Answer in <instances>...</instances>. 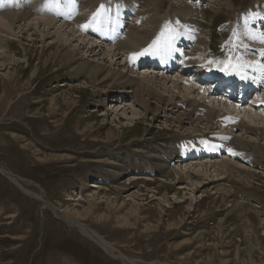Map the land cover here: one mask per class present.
<instances>
[{"label": "rangeland", "instance_id": "1", "mask_svg": "<svg viewBox=\"0 0 264 264\" xmlns=\"http://www.w3.org/2000/svg\"><path fill=\"white\" fill-rule=\"evenodd\" d=\"M32 1H27L26 7H32ZM86 1L75 0L78 16ZM102 1L104 10L99 3L94 13L100 11V16L110 15L113 23L120 20L124 25L119 29L117 42L135 35L137 30L149 29L151 25L145 21L155 17L168 25L162 28L163 33L174 29L172 33L177 38L189 31L205 44L201 46L186 39L176 41L174 46L185 59L177 55L182 65L166 73L169 69L164 67L171 59L168 55L160 58L164 64L159 63L158 68L151 66L154 54L139 56L150 61L148 66L136 71L128 65L122 66L121 55L128 59L132 52L124 51L118 57L121 59L114 62L103 57L107 44L113 43L108 32L115 27L113 23L105 24L109 30L100 26L101 30L96 29L94 34V13L83 23L87 28L78 26L85 36L83 40L79 34L61 29L60 18L56 20L50 12L45 20L51 19L56 24L47 27L43 22H34L37 14L31 7L32 20L25 26L17 23L12 30L0 34L3 40L0 44V168L31 183L30 189L45 199L42 202L24 194L0 173V264H129L108 256L79 230L57 218L51 208L79 219L137 264H264V157L252 145L242 158L221 153L216 158L205 157L212 162L196 157L192 162L179 163V156H169L174 151L172 142L178 137L195 136L209 144L205 136L227 134L224 127L209 130L206 125H200L194 132L187 124L181 128L171 121L155 120V108H159L156 102L153 101V111L145 112L135 99L109 92L106 87L109 81L104 79L111 70L139 78L156 75L160 85L157 90L165 98L174 96L178 98L177 104L188 98L207 106L211 97L205 92V85L187 80L181 73L182 66H189L195 72L207 69L211 73L214 65L208 61L231 57L238 65L231 74L254 88L253 94L246 98L247 109H240L241 104L222 102L208 107L264 129V117L262 120L251 110L254 103L256 108L261 105L263 109L264 85H256L257 74L252 71H247L252 77L244 75L246 71L240 65V59L264 64L261 55L264 48L258 47V41L252 44H259L257 47L246 44L249 40L243 39L239 32L247 23L256 34L264 29V22H260L264 17V0H158L155 5L153 0H137V5H131L136 9L132 11L134 14L127 8L119 13L116 9L108 10L110 0ZM192 4L200 17L194 18L191 32L189 24L186 26L174 17L178 16L180 7H193ZM10 8L0 7V16L20 11L18 7ZM116 15L122 17L117 19ZM141 18L144 21L137 24L135 21ZM94 41L102 45H94ZM145 46L133 53L149 45ZM62 49L72 51L76 64L88 61L102 66L104 85L97 88L88 76L75 73L62 62L59 56ZM190 83L194 84L195 94L185 89L191 87ZM114 96L116 100H112ZM188 109L186 106L183 111ZM163 115L160 113V117ZM253 138L247 135L246 140L254 143ZM228 157L249 176L244 179L232 176L219 182L178 176L179 172L183 173L184 165L198 166L204 162L209 166L207 162H211V167L215 164L218 169L217 164L229 161ZM102 159L104 163H116L114 167L118 166L119 170L96 166ZM166 160L170 165L162 171L160 166ZM105 170L120 177L100 179ZM138 174L150 175L152 180L145 177L139 180ZM93 183L101 187L91 188Z\"/></svg>", "mask_w": 264, "mask_h": 264}, {"label": "bare ground", "instance_id": "2", "mask_svg": "<svg viewBox=\"0 0 264 264\" xmlns=\"http://www.w3.org/2000/svg\"><path fill=\"white\" fill-rule=\"evenodd\" d=\"M7 1H9V0H0V7H3L4 5H6L7 8L8 7H12V8L18 7L20 9V11L17 10L16 12H10L9 14H4V15L0 16V34L5 33L6 30H12L13 27L17 23L21 22L25 26L30 20H32V19H30L32 17V15H31L32 13L30 14V8H29L31 6L26 7V2L29 0H13L14 5H13V2L11 0L10 1L12 3H8ZM98 1L99 0H87L83 6V9L81 10L82 11L81 15L79 14V16L75 12L78 10L77 8L79 6H77L75 3L74 4L67 3V0H60V3H61V7L59 9L60 14H57L56 10H49V8L46 7L48 0H33L32 3H30V5H32L31 11L34 10L35 13L37 14V17H35L33 19L34 22H37L39 24H40V22H43L45 26L49 27V25H51L54 22L53 20L49 21L51 19H49L47 21L45 20V19H47L46 18L47 14L50 12V14H52V15L54 14L56 20L58 18H60L61 21L59 19L58 20L61 23V25H60L61 29H63V28L69 29V30H71L72 35L79 34V38L81 40H83V38H85V36L82 33H80L81 30H79L78 26L81 27L82 25H84L83 23L85 21L86 22L89 21L88 19L90 18V16L94 13V11L96 12V9H95L96 6L99 3H100V5L103 3L102 0L99 2ZM136 1L137 0H110L107 3L109 6L107 8H108V10L109 9H111V10L116 9V13H119L120 11H122L126 8H127V10L134 12V11H136V9H134V5L133 6H131V5H132V3L133 4L136 3V5H137ZM157 1L158 0H153L154 3L152 2L153 3L152 5H155V3ZM194 5L195 4H192L193 7H187L186 5L180 7L178 9V12H177L178 16L174 17L175 19L179 18L180 21L183 22L186 26H188V24H189L190 25L189 28H191V30H190L191 32L195 26L193 24V22H194L193 20H195L194 18L200 17L199 16L200 12L198 10H196ZM130 6H131V8H128ZM12 8H10V9H12ZM138 15H139V13H138ZM34 16L35 15H33V17ZM116 17H117V19L118 18L120 19V17H122V16L116 15ZM186 18H188V19H186ZM111 20H112V17L110 15H107V16H100L99 15L98 17H96V19L94 21V23L96 22L95 23L96 25H95V30L93 31V33L96 34V32H97L96 29H100V26H101V28L105 27L109 30L110 28H108L106 25L112 24L113 22ZM142 21H144V18L136 20L135 22H137V24H138ZM145 22H146V24H150L152 29L150 27L149 29L143 30L141 32L138 30L136 32L134 31L135 35L126 36L125 39H123L122 41H118V42H117V39H118L119 32H120L119 29L124 25L122 22L120 23V20L117 23H113L115 28L113 29V31L109 30L110 32H108L109 35H111V38H113V43L107 44L108 45L107 49H106L107 51L103 52L102 56L103 57H105V56L110 57L113 62H114V59H116V58H117V60H120L121 57L120 58H118V57L124 51L126 54L128 52L133 53L134 51L139 50V48H141L142 46L146 47L145 46L146 44H148V45L152 44V42L154 40H156L157 36H158V34L156 33V30H159L158 32H160L159 34L161 35V32L164 31L163 29L165 28V26H168V25L164 24L163 20H160V18H155V17H152V19L150 17L148 19V21H145ZM260 22H262V23L264 22V17L261 19ZM118 23H119V25L117 27L116 24H118ZM263 25H264V23H263ZM258 26H260V25H258ZM261 27L262 26H260V28ZM173 30L174 29H172V31L170 33V35L174 37V39L171 42L172 43L171 50L170 51L160 50L159 52L154 54V56L152 57L151 61H153V62L152 63L150 62L151 66L154 64L155 68H158L159 63L164 64V62H162L160 60V58L163 55H168L169 57H171V59H169V62H168L169 65L167 67H164L165 69H169L166 73L172 72V70H171L172 68L174 70V69H177L180 65H182V62L179 61L178 58L179 57L182 58L184 55L182 56V54L174 46L176 44L175 43L176 41H181L182 39H186L189 41L193 40L194 42L197 41L201 44V46L205 44L204 43L205 41L196 38L189 31L188 32L184 31L182 34L178 35L177 38H175V36H174L175 34L172 33ZM255 31L256 30L252 29L251 25L249 23H247V24L241 26V30L239 32H240V36L243 39L245 38L246 40H249V41H247L246 44L251 45V47H253V46L257 47L259 44H255V45H252V44L254 43V41H258L260 43V46H258V47L264 48V38H263L264 37L263 36L264 29L263 30L260 29L259 30L260 32L259 33L257 32V34ZM168 34H169V32H168ZM168 34H166V35H168ZM1 41H3V40L0 37V44H2ZM66 43H68V41H66ZM93 43H94V45H97V44L102 45V42L99 43V41H94ZM91 46H93V45H91ZM91 50H93V49H91ZM173 55H174V57H173ZM177 55L179 57H177ZM59 56L61 57L62 62L68 64L69 66H71L73 68L72 70L75 73H77L79 75L88 76L89 79L93 83H96L95 85L97 88L98 87L100 88L102 85H104V83L101 82L103 79L102 76L105 73L104 68L102 66H94V65L88 63V61L76 64V60L73 61V57H75V55L69 49H67V50L62 49L61 51L59 50ZM121 56H123V58H124L122 60L124 62L122 65L123 68H126V66L128 65L132 69H135V71H136V68H139V67L141 68L145 65L148 66L147 64H149V61H150V60L145 61L143 59H140L141 57H138L133 62L130 58L127 59L124 54ZM104 59H106V58H104ZM104 59H102V60H104ZM183 59H185V57H183ZM194 59L198 60L199 58L195 57ZM97 64H99V63H97ZM241 64L244 67L243 68L244 71H246V74H244V75H249L250 77H252L253 76L252 74L247 73V71H252L253 73L257 74V76H256L257 79H254V82L256 83V85H264V71H261L259 69L258 64L249 62L246 59H240V65ZM188 68H189V66L183 65L181 72H186V70H188ZM128 69H130V68H128ZM131 73H133V72L131 71ZM182 75H184V73H182ZM105 78L107 79V80H105V82L109 81L106 85L109 92H114V94L116 96H119V97L123 96V97H131V98L135 99V101L139 105L142 106V108L144 109L145 112L153 111V110H151L152 108H154L153 101L156 102L158 104L159 108H155V112L153 115V118L155 120L161 119V120H165V121H171L174 124H176L177 126H180L181 128L186 126V124H187L188 126H191L193 128L194 132H197L196 131L197 127L200 125H206V127L209 130H212L215 128L220 129V128L224 127L223 129L225 130V132H227V134L215 133L213 138H208V137H210V135L205 136L207 139H209V144H206L205 142L199 140L195 136H187V138H185V139L178 137L177 140L172 142V145H174L175 149L173 148L174 151L172 153H170L171 155L169 154V156H171V157L179 156V158L181 159L179 161V163L188 162V161L192 162V160L196 157L201 159L202 157L205 158L209 155H210L209 157L212 159V157L216 158L217 155L221 154V153L225 154L227 157V155L231 154L228 151V149H232V151L234 153H236V155L232 154L233 156H236V158H240V157L242 158V156H244V154H245L243 152L245 150L251 148L250 146H252V145L257 150V153L260 154V156L262 155V157H264V129H263V127L262 128L251 127L250 125H248V123H246L245 121L241 120L238 117L234 118V117H228L225 115H221L220 113H218L214 109H212V107H208V106L212 105V103H214V105H215V104H218L221 102L224 104L228 103V104L233 105V102H230L228 99H225L221 96H216L215 94H212V93H209L208 96L211 97L208 99V101L209 100L211 101L210 105H207V106L203 105L202 106V105L196 103L195 101H193V99H188V98L184 100V103L177 104L176 100H178V98L176 99L173 96L171 99H167V98H165V96H163L157 90L158 88H160V85L158 84L156 75H151V77H149V75H146V76L144 75V77L142 76V78H139V76L134 77L133 75H127L124 71L120 72V71H112L111 70V71H108V74L105 75L104 79ZM240 80H241L240 82L243 81L242 79H240ZM177 85L178 84L175 82L174 87L178 89ZM190 85H191V87L188 86V88L185 87V89L187 91L192 90L191 93L195 94L196 92H193V90H194L193 88H195L194 84L190 83ZM242 86L244 88V91H246V90H249V91L252 90V91L249 92V95H247L245 97L244 101L239 102V103L235 101L234 104H237V105L241 104L240 109L245 110V109H247L246 98H248V96H250V94L254 91L253 90L254 88L250 87V85H247L246 83L245 84L242 83ZM199 89H202V88L199 87ZM164 90H166V89H164ZM166 91H168V90H166ZM201 93H203V91ZM116 96H114V98L112 100H116L115 99ZM186 106L189 109H188V111L184 112L183 109ZM251 107H252V105H251ZM256 107H257V105L254 103L253 109H251V110L255 111L256 116H258L260 118L264 117V107H263V109H262L261 105L258 106L259 108H256ZM180 110H182L183 112H181ZM254 111H253V113H254ZM160 113L164 114L163 117H160ZM262 120H263V118H262ZM247 135L254 137L253 139L256 142L252 143V142L246 140ZM245 136H246V138H245ZM248 138L252 139L250 137H248ZM225 151H227V153ZM205 159H207V158H205ZM230 159L231 158H229V161H225L221 164H217V165H220L219 166L220 169L219 168L216 169L215 164H213L214 166L212 165V167H211L210 164L212 161L209 158L207 159V160L211 161V162H207V163H209L208 164L209 166H207V164L204 162L202 164L198 163L199 167L194 166L195 164L190 165V167H188L187 165H184V168L181 171L183 173L181 174L179 172L178 176H179V178L183 177V179L185 178L187 180H193L197 177L198 178L204 177L207 180H209V182L210 181L219 182L222 180H226L232 176H235L237 179H244L245 177L249 176L248 173L245 174L244 170L239 169V167L234 166L231 163L232 159L231 160ZM168 160L163 161L164 166H162V165L160 166L162 171L164 170V168L166 166L170 165ZM109 161H111V159ZM237 161L235 163H237ZM196 162L197 161H195V163ZM114 164H116V163H114ZM114 164L104 163L103 159L100 160L99 162H96V166L100 165L99 166L100 168H102V166L105 165V166H108L110 168V170L111 169L119 170V167L118 166L114 167V166H116ZM212 168H213V170H212ZM121 169H122V167H121ZM117 170H116V172H117ZM0 173L2 175H4L5 177H7L8 180L11 183H13L17 188H19L24 194H26L28 196H32L34 199H38L42 202L45 201V199L41 195H39L38 193H34L30 189L31 183L30 184L26 183V181L24 179L17 177V176L9 173L8 171H6L2 168H0ZM111 173H112L111 171L105 170L103 173H101L100 176H99L100 173H97V175L99 176L100 179H104V180L110 179L111 176L112 177H118V176L120 177L119 173H118L119 175H116V173H112V174ZM136 177H138L139 180H140V178H143V177L147 178L146 180H152V177L150 175L146 176V174H144V175L138 174V176H136ZM136 177H134V179ZM90 186H91V188L92 187H94V188H100L101 187V185H97L96 183H93ZM46 203H47L46 204L47 207L49 206V208H51V206L48 205V202H46ZM51 209L53 210V212L55 213L57 218L65 221L68 225H70V227H73V228L79 230L83 235L86 236V238L88 237L94 243L99 245L105 251V253L108 256H111L114 260H120L122 262H125V263L127 262L129 264H137V261L131 260L120 249H117L114 245H112L104 237H102L101 235H99L95 231L91 230L90 228L86 227L84 224L79 222L78 221L79 219L76 220V218L68 216V215L64 214L63 212H62L63 214L59 213L54 208H51Z\"/></svg>", "mask_w": 264, "mask_h": 264}, {"label": "snow or ice", "instance_id": "3", "mask_svg": "<svg viewBox=\"0 0 264 264\" xmlns=\"http://www.w3.org/2000/svg\"><path fill=\"white\" fill-rule=\"evenodd\" d=\"M67 3L74 4L75 0H67ZM46 7H48L49 10H56L57 14H60V12H59V9L61 7L60 0H48V3L46 5ZM100 9L104 10V6L101 5ZM99 15H100V11H98L97 13H94L93 20H95L96 17H98ZM83 27L87 28L88 25L86 24ZM168 32H169V35H167V36L165 35V33L162 32L161 36L158 37L156 40H154L152 42V44H150L148 46V48H145V49H143V50H141L140 52H137V53H132L130 59L134 62L135 59L138 58L139 56L148 55V54H156L160 50L170 51L171 47H172V43L171 42L174 39V37L170 35V32H171L170 29L168 30ZM261 55H264V52H262ZM208 63L228 65L227 68H221L220 69L221 71H226L228 74H231V70L232 69H236L238 67V65L233 62L231 57H229V59L226 60V61H223V60L222 61L210 60V61H208ZM259 69L261 71H264V64L259 65ZM228 151L231 154L236 155V153H234L232 151V149H228Z\"/></svg>", "mask_w": 264, "mask_h": 264}, {"label": "trees", "instance_id": "4", "mask_svg": "<svg viewBox=\"0 0 264 264\" xmlns=\"http://www.w3.org/2000/svg\"><path fill=\"white\" fill-rule=\"evenodd\" d=\"M219 61H222V60H219ZM217 66V72H221V68L225 66V64H216Z\"/></svg>", "mask_w": 264, "mask_h": 264}]
</instances>
